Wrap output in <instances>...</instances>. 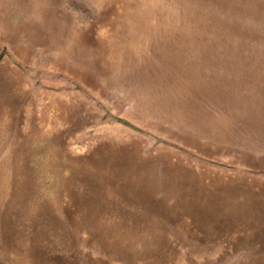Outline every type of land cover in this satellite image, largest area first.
Wrapping results in <instances>:
<instances>
[{"label":"rangeland","instance_id":"374dc122","mask_svg":"<svg viewBox=\"0 0 264 264\" xmlns=\"http://www.w3.org/2000/svg\"><path fill=\"white\" fill-rule=\"evenodd\" d=\"M0 264H264V0H0Z\"/></svg>","mask_w":264,"mask_h":264}]
</instances>
